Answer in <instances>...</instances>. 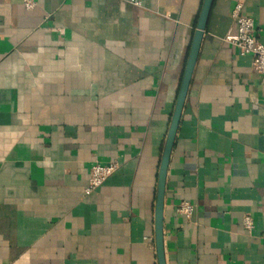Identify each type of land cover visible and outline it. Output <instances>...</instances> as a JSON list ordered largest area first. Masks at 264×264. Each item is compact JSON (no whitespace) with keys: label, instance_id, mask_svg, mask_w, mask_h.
Segmentation results:
<instances>
[{"label":"crops","instance_id":"1","mask_svg":"<svg viewBox=\"0 0 264 264\" xmlns=\"http://www.w3.org/2000/svg\"><path fill=\"white\" fill-rule=\"evenodd\" d=\"M33 1L0 0V264H157L159 160L203 0ZM236 3L264 45V0H213L165 177V264H264V76L229 42Z\"/></svg>","mask_w":264,"mask_h":264},{"label":"water","instance_id":"2","mask_svg":"<svg viewBox=\"0 0 264 264\" xmlns=\"http://www.w3.org/2000/svg\"><path fill=\"white\" fill-rule=\"evenodd\" d=\"M213 0H203L199 10L196 21L195 30L193 32L187 58L183 68L181 80L177 90L174 108L171 114L170 123L168 126L167 134L164 140L159 166L157 173V186H156V200L154 208V243L157 257V264H165L164 249H163V199L165 190V177L169 156L174 143L181 110L185 97L187 94L188 86L190 83L192 70L198 54L201 38L206 27L207 19L211 9Z\"/></svg>","mask_w":264,"mask_h":264},{"label":"built area","instance_id":"3","mask_svg":"<svg viewBox=\"0 0 264 264\" xmlns=\"http://www.w3.org/2000/svg\"><path fill=\"white\" fill-rule=\"evenodd\" d=\"M24 7L30 10L35 7L33 0H22ZM134 6H139V0H129ZM242 3H236L231 12V18L236 26V36L229 42L237 49L240 56L250 55L251 69L256 74L264 76V45L254 37L253 20L242 12ZM119 168L117 162L105 164L94 162L89 168L87 185L84 195L95 192ZM176 213L190 218L193 206L188 202H180L176 206ZM242 225L248 232L253 228L251 217L244 216Z\"/></svg>","mask_w":264,"mask_h":264}]
</instances>
